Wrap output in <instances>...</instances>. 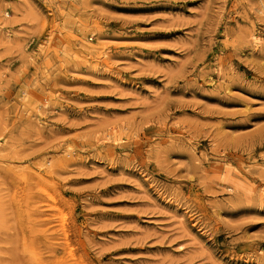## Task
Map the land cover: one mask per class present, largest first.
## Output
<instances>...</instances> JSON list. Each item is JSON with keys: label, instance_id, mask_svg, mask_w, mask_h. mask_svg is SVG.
<instances>
[{"label": "rangeland", "instance_id": "1", "mask_svg": "<svg viewBox=\"0 0 264 264\" xmlns=\"http://www.w3.org/2000/svg\"><path fill=\"white\" fill-rule=\"evenodd\" d=\"M0 264H264V0H0Z\"/></svg>", "mask_w": 264, "mask_h": 264}]
</instances>
